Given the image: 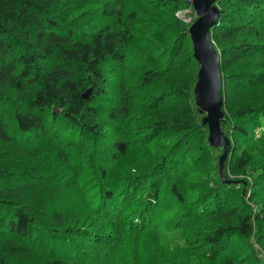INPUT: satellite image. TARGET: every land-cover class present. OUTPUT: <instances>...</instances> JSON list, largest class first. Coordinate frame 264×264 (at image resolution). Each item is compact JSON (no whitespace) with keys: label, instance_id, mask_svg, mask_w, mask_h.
Segmentation results:
<instances>
[{"label":"trees","instance_id":"1","mask_svg":"<svg viewBox=\"0 0 264 264\" xmlns=\"http://www.w3.org/2000/svg\"><path fill=\"white\" fill-rule=\"evenodd\" d=\"M162 2L189 6L187 0H0V264H143L139 232L186 230L203 221L204 231L193 240L166 243L173 261L152 264H264L251 252L255 245L264 249V208L246 205L248 182L240 179L254 171L264 177V154L249 143L235 153L233 145L222 180L223 149L208 143L205 113L193 95L197 73L188 77L192 48L189 64L177 67L183 44L191 42L188 28L162 15H172ZM220 5L212 37L220 46L214 48L224 99L229 77L235 88L264 86V72L227 71L248 55L264 58V0ZM227 19L233 22L223 23ZM239 33L238 42L219 45ZM176 70L185 78L175 79ZM130 71L134 82L121 81ZM160 87L154 101L165 102L147 104L142 93ZM105 98L108 109L98 120ZM255 102L238 105L232 120L222 110L225 136L236 143L254 138L249 129L264 117V97ZM130 108L139 111L128 124L138 112L144 120L127 131ZM140 149L147 162L142 167ZM217 150L214 177L198 169L205 177L193 180L192 163L201 159L196 153ZM123 162L133 166L122 172ZM69 170L79 193L69 192ZM129 202L139 209L128 206L127 219ZM108 206L117 207L116 216ZM92 222L105 226L88 228ZM231 240L244 250L230 249ZM194 242L201 249L192 262L186 249Z\"/></svg>","mask_w":264,"mask_h":264},{"label":"rangeland","instance_id":"2","mask_svg":"<svg viewBox=\"0 0 264 264\" xmlns=\"http://www.w3.org/2000/svg\"><path fill=\"white\" fill-rule=\"evenodd\" d=\"M221 1L222 0H220L217 3V6L219 7V9L221 7V5H220ZM133 5L135 7H138V8L142 7V3H140V2H136ZM81 8H82V6H81ZM161 9L164 12H165V10H167L166 12L172 13V15L171 14H164V13H161V14L173 19V21L176 23V26H178V27L181 26V27H185L187 29L190 26V24L196 18L194 10L192 9V7L190 5L189 6L184 5V6L176 7V6H173L171 3L165 4V2H162ZM148 11H151V10H148ZM219 17H220V14H219ZM219 20H220V18H218V23H219ZM74 21L77 22L78 20H74ZM232 22L233 21L231 19H227L223 23H232ZM214 29L215 28H213L212 31ZM212 31H211V40H212L213 46H215V48H219L220 46H218L215 43V41L212 37V35H213ZM241 37H242L241 33L235 34L233 37H230L228 39H225L224 41H221L219 45H222L224 43H228L231 40L234 43H236V42H238V40ZM183 45L184 46H183L182 52L178 56L177 67H179L181 63H183V66L189 64V62L186 59V57H188L187 49L192 48V45H191L190 41H189V43L185 42ZM135 49L138 50V47H136ZM219 58H221V55H219ZM236 67H238V68L236 69ZM188 68H189L188 69V71H189L188 77L192 78L196 75V73H197L196 71H198L199 65L195 62V60L193 62L190 61V66ZM230 70H240V71H249V72L252 71L255 75L260 76L264 72V58L263 57L253 58V56L248 55L245 58H241L239 60V62L234 67L228 69L227 71H230ZM173 75H174L175 79H177V78L184 79L186 76V73L181 74L176 70L173 72ZM233 75H235V77L237 79H239L237 77V74H233ZM115 78L117 79V75ZM134 80H135V72L134 71L127 72L121 77V81H124L126 83H130V82L133 83ZM227 80H230V81L227 82L226 86H225L227 93L224 95L223 104H222L223 109L222 110H224L227 113L228 118H230V119H231V117L229 116L230 113L232 111H235V109L237 108L238 105H243V104H248V103H251L252 105H257V102H255V101L258 99H262L264 97V86H261L260 88H255V87L253 88L251 86L235 88V85H234L235 80H232L231 77L227 78ZM125 86H127V85H125ZM161 90H162L161 87L159 88V90L146 89L142 94H145L148 96L147 104L153 105V106H158V104H155L154 102H157V101L160 102L161 100H155L154 101V99ZM113 91H114V89H113ZM106 102L108 103L107 98H105V100H102L101 105H103V106L99 107V110H101V116L98 118V120H103L102 117H103V115H105V113L108 109V106H107L108 104H106ZM162 102H165V101H161L160 103H162ZM262 104H264V103H262ZM138 105H139V102L136 104L135 107H137ZM147 108L148 107L145 106L143 111L149 115H152V111L150 109L147 110ZM129 110L131 112L129 113L128 118H126L127 124H124L127 131H129L130 129H134L139 124H141V120L142 121L144 120L143 112L142 113L138 112L136 120H133L132 124H128V122H130V120L135 119L134 117H131L132 114L134 116V111H139L137 109H131V108ZM127 114L128 113H124L125 116ZM261 118H263V119H261L260 125L257 124V126L252 130L249 129V132L254 134V138L250 141H244V140H237L236 139L238 141L237 143H236V141H234V138H231L232 140L230 139V150H229V152L232 150L231 147H233V145H235L234 152L236 153V152H238V150L241 147H244L245 143H249L250 145H254V148L257 146L260 147L262 149L261 151L264 154V149L262 148V145L264 142V117H261ZM194 143L192 144L193 148H195ZM144 149H147V151H148L149 147L145 146ZM218 149H220V148H218ZM255 151H256L255 152L256 155H258L259 149L255 150ZM212 152H213L212 156H210V155L206 156L205 155V157H201L199 152L196 153L197 154L196 156L200 157L201 159H198V161L196 162V167H195V163L194 164L192 163V165H193L192 167L195 168V170H197V171L193 172V174H192L193 180H195V178H201L202 179L205 177V176L200 177L199 175L196 174V173H198V169H203L205 172L213 173V177H214L215 165H216V162H214V160L217 161V155L219 154V151L217 150V151H212ZM142 153H143V150L140 149L139 150V156L137 158V163L141 167L145 166L147 164L145 159H141L142 157L140 156V154H142ZM229 156H230V154H229ZM229 156H228V160L231 157V156L230 157ZM262 157H263V155L256 157V159L262 160ZM129 162H131V161L129 160ZM124 164L125 163L123 162V164L121 166V167H123L121 169L122 172H124L125 168H129L130 166H133V165L127 166V164H126V166H124ZM85 173H88V169L85 170ZM88 175L89 174H86V176H88ZM240 179H241V182H243V181L248 182L244 185L245 189H243V195H245L244 201L246 202V205H248L250 208H252L253 211L257 210L256 209L257 207H258V209L260 207L264 208V177H262L261 175H258V171H254L248 175L240 176ZM253 179L258 180V182L256 184H254ZM210 182L212 183L213 181H210ZM67 183L69 184V188H70L69 192L75 191V193H79V191H78V189H80L79 186L77 187L76 184H75L76 188L71 186L70 170H69V180H67ZM77 185H78V182H77ZM239 185H241V184H236L232 187L237 190V189H239ZM144 186H145V183H144ZM143 191L140 189L138 190V192H140V193L141 192L143 193ZM127 204L128 205L126 206V208L124 210H125V214L127 215V219H130L129 215L126 213V211L128 210V206H129V209L131 212H133L134 210H138L139 206L137 204H135V202H129ZM164 205H168L167 202H165ZM111 206H108L107 210H109V208ZM120 207L121 206H119V208ZM109 212L112 214V216H116L114 214L117 213V207L110 208ZM81 219H84V217L82 216ZM204 222L205 221L200 222V224L198 223L194 226H191V228L186 229V230L182 229L181 228L182 226L181 227L179 226L178 228H173V230H171V231H164L162 228H153V229H149L146 231L139 232V236H138L139 241H140L139 251H140V257L142 259L143 264H152V261L157 260V258L164 259L163 262L173 261L174 260L173 252L165 251L166 243L168 241H170L171 239H178L181 242H183V244H184V240H188V241L193 240L194 238L197 237V233L200 235V233H202L204 231V229L202 227ZM97 223L98 222H96V225L98 227L99 226L100 227L105 226L104 223H102V222L99 224H97ZM96 225H95V223L92 222L87 227L91 228V229H95ZM84 227H86V226H84ZM123 231H124V229H122V232ZM78 239L83 240V238H81V237H79ZM190 245H191L190 246L191 250L186 249V251L188 250L190 253L189 261L194 262L191 259V257L192 256L198 257L196 253L199 252V250L201 249V247H200L201 244H200V242L199 243L194 242ZM229 245H230V249H237L238 247H240L241 249L244 250V248L240 242H238L236 244L234 242V240H231L229 242ZM175 249L178 251L180 248L176 247ZM177 251L174 253L175 255H177ZM251 252L253 255L255 254L260 260H262L264 262V249L263 248L255 245L254 248L251 249ZM69 253L70 252L68 251V254ZM53 257H55V255H53L51 258H53ZM71 258H73V257L72 256H69V258L63 257L62 259L65 263L66 262L70 263ZM115 263L120 264V261L118 259H116Z\"/></svg>","mask_w":264,"mask_h":264},{"label":"water","instance_id":"3","mask_svg":"<svg viewBox=\"0 0 264 264\" xmlns=\"http://www.w3.org/2000/svg\"><path fill=\"white\" fill-rule=\"evenodd\" d=\"M220 0H187L196 15L188 27L192 44V56L199 65L193 86L194 101L200 113H205L201 123L207 126L208 143L212 147H222L218 158L219 174L224 178V162L230 150V139L221 130L223 118L221 95L222 81L218 66L217 52L211 40V31L217 25ZM87 91L86 94H88Z\"/></svg>","mask_w":264,"mask_h":264}]
</instances>
